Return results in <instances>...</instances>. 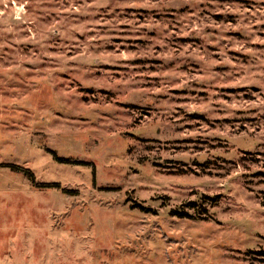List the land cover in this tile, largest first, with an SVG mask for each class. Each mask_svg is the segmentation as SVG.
Returning a JSON list of instances; mask_svg holds the SVG:
<instances>
[{"label":"rangeland","instance_id":"obj_1","mask_svg":"<svg viewBox=\"0 0 264 264\" xmlns=\"http://www.w3.org/2000/svg\"><path fill=\"white\" fill-rule=\"evenodd\" d=\"M256 252L264 0H0V264Z\"/></svg>","mask_w":264,"mask_h":264},{"label":"trees","instance_id":"obj_2","mask_svg":"<svg viewBox=\"0 0 264 264\" xmlns=\"http://www.w3.org/2000/svg\"><path fill=\"white\" fill-rule=\"evenodd\" d=\"M54 158L59 163H68L67 161H63L61 159L56 158V156ZM3 167L10 168L14 172H18V173H21L22 175L28 176L29 179L32 181V184H34L36 187H42V188H47V187L50 188V187H53V186L54 187L55 186L56 187H59V185L57 186V185H53V184H40V183L36 184L37 182H35V178H34L33 173L30 170H28V169H24L22 167L14 166V165H6V166H3ZM204 199H206L207 201H210L211 203H217V202H219L220 199H222V196L218 195V196H215L214 198H211V197L206 196V197H204ZM201 210H195V211L198 212L199 214H203V217H204V215L206 214V212L204 210L203 212L200 213L199 211H201ZM171 213H172L173 216L185 217V218H192L191 216H188L187 213H182L181 214V213H178L176 211H173ZM256 254H258V255H264V252H256Z\"/></svg>","mask_w":264,"mask_h":264}]
</instances>
